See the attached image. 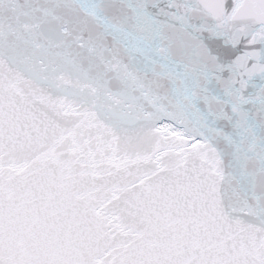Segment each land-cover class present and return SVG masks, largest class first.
Instances as JSON below:
<instances>
[{"label": "snow or ice", "instance_id": "obj_1", "mask_svg": "<svg viewBox=\"0 0 264 264\" xmlns=\"http://www.w3.org/2000/svg\"><path fill=\"white\" fill-rule=\"evenodd\" d=\"M0 264H264V0H0Z\"/></svg>", "mask_w": 264, "mask_h": 264}]
</instances>
